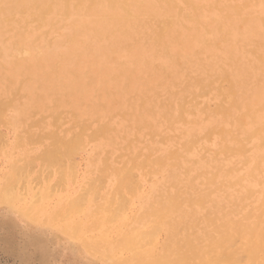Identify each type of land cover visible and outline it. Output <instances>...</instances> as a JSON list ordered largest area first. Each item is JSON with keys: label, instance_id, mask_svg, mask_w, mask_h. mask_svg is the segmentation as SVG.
Wrapping results in <instances>:
<instances>
[{"label": "rangeland", "instance_id": "1", "mask_svg": "<svg viewBox=\"0 0 264 264\" xmlns=\"http://www.w3.org/2000/svg\"><path fill=\"white\" fill-rule=\"evenodd\" d=\"M110 1L0 0V264H263L264 0Z\"/></svg>", "mask_w": 264, "mask_h": 264}, {"label": "bare ground", "instance_id": "2", "mask_svg": "<svg viewBox=\"0 0 264 264\" xmlns=\"http://www.w3.org/2000/svg\"><path fill=\"white\" fill-rule=\"evenodd\" d=\"M110 1V0H109ZM79 2H80V0H79ZM119 2V1H118ZM118 2L117 1H110V2H108L109 3V5L110 6H112V7H114V6H116L117 4H118ZM123 25V24H122ZM204 179V178H203ZM205 180V179H204ZM15 181V180H14ZM12 183V182H11ZM5 187V186H4ZM4 189H7V188H4ZM2 190V189H1ZM1 195V194H0ZM2 196V195H1ZM0 196V197H1ZM5 197V196H4ZM3 197V198H4ZM9 197H11V196H9ZM15 196H13V198H14ZM13 198H12V200H13ZM16 198V197H15ZM9 199V198H8ZM2 200V199H1ZM0 200V201H1ZM7 200V199H6ZM11 200V201H12ZM2 201H4V200H2ZM5 203V202H4ZM7 203H9V202H7ZM2 204V203H1ZM6 204V203H5ZM193 204H195V203H193ZM178 207V206H177ZM177 209V208H176ZM72 211V210H71ZM33 212V211H32ZM182 213V212H181ZM31 214V213H30ZM167 214V213H166ZM58 215V214H57ZM26 216V215H25ZM165 216V215H164ZM167 218V217H166ZM161 220V219H160ZM56 221V220H55ZM63 221V220H62ZM82 221V220H81ZM181 221V220H180ZM175 222V221H174ZM93 223V222H92ZM132 223V222H131ZM175 223H177V222H175ZM181 223V222H180ZM170 224H172L173 225V223H170ZM160 225V224H159ZM80 226V225H79ZM86 226V225H85ZM126 226V225H125ZM227 226V225H226ZM242 226V225H241ZM175 227H176V225H175ZM81 228V227H80ZM85 228V227H84ZM90 228H92V227H90ZM170 228V227H169ZM127 229V228H126ZM170 229H172V227L170 228ZM170 229H169V231H170ZM175 230V229H174ZM239 230V229H238ZM246 230V229H245ZM121 231H123V230H121ZM120 231V232H121ZM166 231V230H165ZM176 231H177V229H176ZM175 231V232H176ZM178 232V231H177ZM176 232V233H177ZM237 232V231H236ZM244 232V231H243ZM79 233V232H78ZM151 233V232H150ZM149 233V234H150ZM242 232H240V234H241ZM246 233V232H245ZM81 234H82V232H81ZM117 234V233H116ZM159 234V233H158ZM166 234V233H165ZM238 234V233H237ZM63 235V234H62ZM112 235H115V234H113L112 233ZM112 235H111V237H112ZM157 235V234H156ZM174 235H175V233H174ZM173 235V236H174ZM239 235V234H238ZM145 236H147V234H143V233H135V234H133V233H131L130 235H128V236H126V237H124L123 239H122V241L120 242V244H119V246L120 247H122V248H125V249H130V250H133L134 248H136V247H138V245L140 244V242H139V240L140 239H143ZM231 236V235H230ZM229 236V237H230ZM235 236V235H234ZM247 236V235H246ZM248 236H250L249 237V239H250V241H249V243H250V245H249V247H248V251H247V253H248V256H249V258H250V260L251 261H253V260H255L257 257H258V254L260 253V251H261V249H262V242H263V238H262V236H260V234H258L257 233V231L256 230H254V231H250L249 232V234H248ZM68 237V236H67ZM106 237V236H105ZM166 237V236H165ZM69 238H71V237H69ZM82 238V237H81ZM91 238H93V237H91ZM97 238H99V237H97ZM96 238V239H97ZM246 238V237H245ZM73 239V238H72ZM76 239V238H75ZM101 239V238H100ZM166 239V238H165ZM244 239V238H243ZM104 240V239H103ZM147 240V239H146ZM149 240V239H148ZM155 240V239H154ZM153 240V241H154ZM188 240V239H187ZM192 240V239H191ZM102 241V240H101ZM106 242V241H105ZM104 242V243H105ZM110 242V241H109ZM165 242V241H164ZM161 243V242H160ZM184 243H185V240H184ZM98 244V243H97ZM171 244H172V242H171ZM182 244H183V242H182ZM192 244V243H191ZM264 244V243H263ZM109 245V244H108ZM147 245H149V243L147 242ZM172 245H174V244H172ZM189 245V244H188ZM247 245V244H246ZM104 246V245H103ZM144 246V245H143ZM108 247V246H107ZM142 247V246H141ZM155 247V246H154ZM161 247V246H160ZM99 248V247H98ZM174 249V248H173ZM245 249V248H244ZM104 250V249H103ZM110 250V249H109ZM137 250V249H136ZM141 250V249H140ZM183 250V249H182ZM235 250V249H234ZM243 250V249H242ZM247 250V249H246ZM263 250V249H262ZM128 251V250H127ZM244 251V250H243ZM112 252V251H111ZM162 252V251H161ZM179 252H180V250H179ZM155 253V252H154ZM170 253V252H169ZM230 252H228V254H229ZM244 253H245V251H244ZM97 254V253H96ZM158 254V253H157ZM171 254V253H170ZM184 254H185V252H184ZM189 254V253H188ZM190 254H191V252H190ZM226 254V253H225ZM246 254V253H245ZM118 255V254H117ZM178 255V254H177ZM171 256H172V254H171ZM232 256V255H231ZM247 256V257H248ZM262 256H263V254H262ZM175 257H177V256H175ZM186 256H184L183 255V257H182V255H180L179 257H177V258H173V259H171V258H169V259H167L166 257H160V256H150V257H148V259H146L145 260V263L144 262H141V263H144V264H183L184 263V261H186V258H185ZM229 257V256H228ZM227 256H225L224 257V255L220 258V259H218V260H214V261H209L207 264H238L237 262H235L234 261V259H231V258H228ZM100 258V257H99ZM142 259V258H141ZM262 259H264V258H262ZM139 260V259H138ZM190 261V260H189ZM249 261V260H248ZM98 262V261H97ZM101 262V261H100ZM140 262V261H139ZM252 263H254V262H252ZM251 263V264H252ZM187 264V263H186ZM189 264V263H188ZM191 264V263H190ZM193 264H203L202 263V261L200 260L198 263H194L193 262ZM248 264V263H247ZM264 264V263H263Z\"/></svg>", "mask_w": 264, "mask_h": 264}]
</instances>
